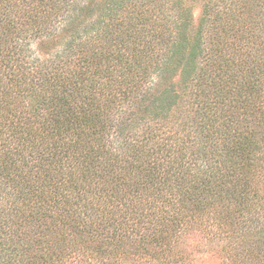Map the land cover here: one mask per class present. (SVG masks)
<instances>
[{
  "label": "trees",
  "instance_id": "1",
  "mask_svg": "<svg viewBox=\"0 0 264 264\" xmlns=\"http://www.w3.org/2000/svg\"><path fill=\"white\" fill-rule=\"evenodd\" d=\"M264 264V0H0V264Z\"/></svg>",
  "mask_w": 264,
  "mask_h": 264
},
{
  "label": "rangeland",
  "instance_id": "2",
  "mask_svg": "<svg viewBox=\"0 0 264 264\" xmlns=\"http://www.w3.org/2000/svg\"><path fill=\"white\" fill-rule=\"evenodd\" d=\"M203 1L204 0H187V2L192 5L195 23L198 22ZM220 262L219 258H216L214 254H204L202 256H197L194 264H220Z\"/></svg>",
  "mask_w": 264,
  "mask_h": 264
}]
</instances>
